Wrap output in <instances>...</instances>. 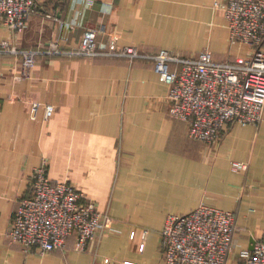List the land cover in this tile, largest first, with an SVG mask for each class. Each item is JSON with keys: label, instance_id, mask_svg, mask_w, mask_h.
<instances>
[{"label": "crops", "instance_id": "crops-1", "mask_svg": "<svg viewBox=\"0 0 264 264\" xmlns=\"http://www.w3.org/2000/svg\"><path fill=\"white\" fill-rule=\"evenodd\" d=\"M35 1L23 29L0 26L11 45L38 51L28 75L20 55L0 60V264H165L166 217L201 204L234 214L225 264H243L239 251L264 230V111L257 125L227 123L216 143L195 142L187 124L170 116L168 88L149 61L46 53L51 45L75 47L94 30L99 47L114 37L151 54L208 50L217 62L247 58V46L229 44L225 0ZM32 103L40 105L36 112ZM46 105L55 109L49 119ZM233 161L247 169L232 171ZM40 166L48 178L80 189L111 230L82 251L72 237L68 248L43 255L12 244L13 214L31 195L30 176Z\"/></svg>", "mask_w": 264, "mask_h": 264}, {"label": "built area", "instance_id": "built-area-1", "mask_svg": "<svg viewBox=\"0 0 264 264\" xmlns=\"http://www.w3.org/2000/svg\"><path fill=\"white\" fill-rule=\"evenodd\" d=\"M35 9V0H0V26L20 31ZM109 7L105 11L109 12ZM230 45L250 49L247 58L217 62L208 50L196 56L158 50L145 53L136 46H119L110 38L97 44L96 32L86 30L77 46L59 49L53 56L149 61L167 88L168 111L187 124V135L195 142L212 145L227 123L257 125L264 111V0H225L223 9ZM38 51L20 50L0 36V60L4 55L21 56L25 75L35 63ZM40 105L32 103L33 112ZM54 107L44 106L49 119ZM234 172L245 171L244 162H231ZM31 195L20 200L8 231L12 244L23 252L43 255L64 249L69 238L74 248L84 250L98 232L111 230L106 215L99 213L85 194L66 180L48 178L45 168L32 170ZM235 216L232 212L201 204L185 215H168L161 237L160 253L165 264H225L230 252ZM147 232L142 234L143 240ZM133 233L131 234L133 238ZM243 264H264V230L251 249L238 253ZM103 264H134L114 262Z\"/></svg>", "mask_w": 264, "mask_h": 264}, {"label": "rangeland", "instance_id": "rangeland-1", "mask_svg": "<svg viewBox=\"0 0 264 264\" xmlns=\"http://www.w3.org/2000/svg\"><path fill=\"white\" fill-rule=\"evenodd\" d=\"M36 2V1H35ZM66 248H68V245L66 244V246H65Z\"/></svg>", "mask_w": 264, "mask_h": 264}]
</instances>
